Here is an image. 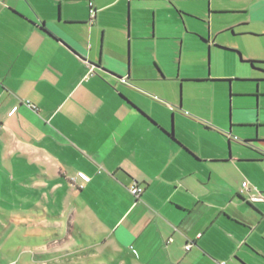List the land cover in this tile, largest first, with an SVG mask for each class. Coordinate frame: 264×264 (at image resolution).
I'll return each instance as SVG.
<instances>
[{"label": "crops", "instance_id": "crops-1", "mask_svg": "<svg viewBox=\"0 0 264 264\" xmlns=\"http://www.w3.org/2000/svg\"><path fill=\"white\" fill-rule=\"evenodd\" d=\"M177 1L0 0V153L39 171L16 182L50 198L55 264H264V71L249 63L264 58L202 29L210 74L203 56L185 71ZM236 1L247 18L217 31L264 53V0ZM170 38L179 50L159 47Z\"/></svg>", "mask_w": 264, "mask_h": 264}, {"label": "rangeland", "instance_id": "rangeland-1", "mask_svg": "<svg viewBox=\"0 0 264 264\" xmlns=\"http://www.w3.org/2000/svg\"><path fill=\"white\" fill-rule=\"evenodd\" d=\"M214 1V5L211 7H208L207 0H182L175 3V6L184 12L183 16L188 27L183 45V69L194 71L198 68L199 58L203 56L207 74H210L209 50L200 44L198 37V35H202L199 33L202 32V29L205 30V38L212 36L211 38H218L225 44L233 45V47L222 44L220 46L239 50L246 57L264 58L263 44L259 41L242 36L233 37L227 30L217 31L228 21L247 18V16L237 12L242 11L237 8L250 7V5H245V3L236 0ZM173 6L171 5L174 9ZM167 8L168 12L164 11L160 15V22L170 19V5ZM252 13V18L259 17L258 11L255 10ZM159 33L162 32L159 31ZM163 34H169L168 36L173 37L170 30H165ZM179 42L178 40L177 43ZM177 43L176 39L170 38L169 40H161L159 47L163 50L167 48L169 51L179 50ZM213 55L214 67L218 68L221 74L237 73L243 76L239 77L241 79H250V68L241 66L234 57L218 52ZM24 173L28 177L35 178V174H38L39 171L30 167L20 170L17 165L11 162L10 158L4 161V153H0V264H55V253L50 249V243L56 234L50 228L39 223L40 219L49 217L50 198L44 197L41 202L36 203L38 206H35L34 195L38 197L40 192L31 185L32 180H27L26 186L16 182L19 175ZM8 175L11 176V179H15L13 183L12 181L8 182ZM101 263L97 261L95 264Z\"/></svg>", "mask_w": 264, "mask_h": 264}, {"label": "built area", "instance_id": "built-area-1", "mask_svg": "<svg viewBox=\"0 0 264 264\" xmlns=\"http://www.w3.org/2000/svg\"><path fill=\"white\" fill-rule=\"evenodd\" d=\"M90 5H92V3L90 2ZM93 71V69H91V72ZM0 84H1V82H0ZM31 106H33V107H35L34 105H31ZM82 176V178L85 180V181H89L90 180V178L88 177V176H86V175H81ZM249 189V182L248 181H244L243 183H242V188H241V190H240V192L241 193H246V191ZM131 192L133 193V195H135L136 197H141V195L143 194V188L142 187H140V186H138V185H133L132 187H131ZM263 199V197L260 195V194H258V195H255V196H252L251 197V200L252 201H260V200H262ZM192 246H193V243L191 242V243H188L186 246H185V248L187 249V250H189V249H191L192 248ZM221 264H225V262H222Z\"/></svg>", "mask_w": 264, "mask_h": 264}, {"label": "trees", "instance_id": "trees-1", "mask_svg": "<svg viewBox=\"0 0 264 264\" xmlns=\"http://www.w3.org/2000/svg\"><path fill=\"white\" fill-rule=\"evenodd\" d=\"M206 41V39H203ZM224 49H227V50H230V51H233V52H238L237 50H234V49H229V48H225L223 47ZM259 62V61H255V60H250L249 63H251V65L253 66L254 69H259L260 71H264V69H261V68H258L256 66V63ZM228 82H231L230 79L227 80Z\"/></svg>", "mask_w": 264, "mask_h": 264}]
</instances>
